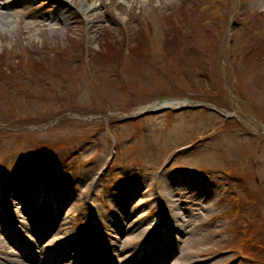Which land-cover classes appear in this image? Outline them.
Returning <instances> with one entry per match:
<instances>
[{"label":"rangeland","instance_id":"obj_1","mask_svg":"<svg viewBox=\"0 0 264 264\" xmlns=\"http://www.w3.org/2000/svg\"><path fill=\"white\" fill-rule=\"evenodd\" d=\"M10 1V7L0 6V70L9 71L12 62L40 68L33 67L36 74L24 81L22 75L0 80L5 88H0V164L10 167L20 158L24 165L28 159L30 172L45 173L47 205L38 203L45 213L52 203L53 178H59L65 219L46 243L61 245L60 254L50 259L57 260L65 250L64 258L70 257L64 239L80 231L79 221L87 218L85 201L92 198L97 207L94 221L106 241L102 250L110 255V263L122 262L133 245H142L157 215L138 219L116 241L109 212L127 222L126 209L118 201L132 202L146 182L158 176L168 229L180 239L171 264L203 258L209 259L206 264H250L235 248L218 253L233 248L245 235L231 234L233 214L237 222L261 220L254 241L264 243V55L257 49L264 47V15L256 16L264 14V0H85L96 6L90 15L79 0H23L30 1L24 7L18 0ZM189 2L200 13L190 14L192 26L186 29L178 15ZM69 3L76 10L65 14ZM58 17L66 18V25L57 22ZM231 19L244 21L237 22L229 37ZM191 49L201 54L193 57ZM256 50V57H247ZM43 61L47 69L41 68ZM161 87L198 92L202 103L228 116L225 127L211 133L223 118L202 106L170 119H125L147 108L149 96ZM11 115L26 127L9 125ZM105 123L110 124L116 147L106 139ZM198 136L203 138L195 143ZM96 171L103 175L93 182ZM225 180L232 186L229 194ZM19 184L23 192L29 185L19 200L0 193V264L14 259L3 224L12 227L17 219L29 217L37 207L30 206L31 199L42 183L33 176ZM153 190L157 192L156 185ZM155 192L147 196L143 211L152 205ZM237 194L239 202L231 199ZM11 213L13 222L8 220ZM17 228L23 231V223ZM90 239L94 241V235Z\"/></svg>","mask_w":264,"mask_h":264},{"label":"trees","instance_id":"obj_2","mask_svg":"<svg viewBox=\"0 0 264 264\" xmlns=\"http://www.w3.org/2000/svg\"><path fill=\"white\" fill-rule=\"evenodd\" d=\"M181 12H182V14H179L178 15V21H180L181 22V24H183L182 26H184L186 29H190L191 27L190 26H192V25H189L191 22H193V20H192V18L194 17H191L192 15H190V14H197V13H200V10L198 11L197 10V8H194V9H187L185 6H183V7H181ZM262 15H264V14H258L257 16L258 17H261ZM216 20L217 19H215V22H216ZM174 21V20H173ZM181 28V27H180ZM183 30V29H182ZM181 31V30H180ZM260 32L261 33H263L264 34V27H263V29L262 30H260ZM190 40L192 41L193 39L192 38H190ZM176 43V42H175ZM195 45H197V44H195ZM215 45H217L216 43H215ZM259 50H260V53H262V55H264V47H259L258 48ZM259 50H256V51H254V52H251L250 54V56L248 55L247 57L248 58H253V57H256L258 54H259ZM190 55L191 56H199L200 54H201V52L200 51H198V50H195V49H191L190 51ZM247 58V59H248ZM43 65H44V68L47 66V63L45 62V61H43ZM30 66L31 65H27V68L28 69H30V73L32 74V72H34V68L32 69V67L30 68ZM35 66L36 67H39L40 68V66L39 65H37V64H35ZM16 67H21V63H17L16 64ZM16 70H18V69H16ZM16 75V74H15ZM259 246H262V244H256V247L258 248ZM250 248L252 249L253 248V246L252 245H250Z\"/></svg>","mask_w":264,"mask_h":264},{"label":"bare ground","instance_id":"obj_3","mask_svg":"<svg viewBox=\"0 0 264 264\" xmlns=\"http://www.w3.org/2000/svg\"><path fill=\"white\" fill-rule=\"evenodd\" d=\"M80 2H81V4H82V10H83V12L84 13H87L88 15H90V14H92L95 10H96V6L94 5V4H89V3H87L85 0H79ZM10 5H11V3H3L2 5L0 4V6H3V7H6V8H8V7H10ZM2 17H5V16H3V15H1ZM8 16V15H7ZM65 19V18H64ZM64 19H61V18H57L56 19V21L57 22H60V23H62V24H64V25H66L65 23H66V21L64 20ZM182 233V232H181Z\"/></svg>","mask_w":264,"mask_h":264}]
</instances>
